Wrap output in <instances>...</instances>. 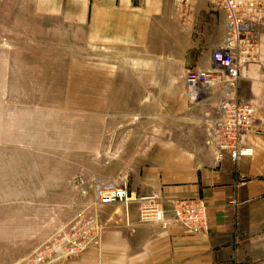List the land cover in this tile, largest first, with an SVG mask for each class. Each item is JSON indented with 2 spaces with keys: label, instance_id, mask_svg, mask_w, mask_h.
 I'll return each instance as SVG.
<instances>
[{
  "label": "crops",
  "instance_id": "0c3cea01",
  "mask_svg": "<svg viewBox=\"0 0 264 264\" xmlns=\"http://www.w3.org/2000/svg\"><path fill=\"white\" fill-rule=\"evenodd\" d=\"M52 1L54 16L70 28H85L93 43L116 55L115 73L91 78L100 80L101 88L111 80V90L118 97H148L156 104V97L173 96L176 104L180 102L160 117L157 106L150 103L119 107L118 127L122 124L125 129L131 123L133 129L148 130L147 135L122 137V144L148 148L133 149L135 163L126 178L116 180L118 173L103 177L114 185L125 180L132 197L158 196L165 210L164 224L140 220L136 201L127 207L120 203L99 206L98 238L72 255L65 256L58 249L53 264H264V32L256 59L241 69L237 86L238 98L255 108L254 127L259 133L247 138L253 154L235 164L228 152L218 150L214 135L220 124L217 106L229 94V87L217 84L193 103L186 101L185 91L181 95L172 89L173 81H178L177 69L214 66L211 53L205 50L225 40L223 12L208 0ZM172 28H185L183 43L174 44L179 56L157 55L158 48L167 46ZM202 28H215L216 33L206 40ZM200 49L204 55L196 52ZM181 55L186 57L181 59ZM158 118L163 119V126L158 127ZM119 155V160H126L124 149ZM95 187L84 186L87 198L80 196L82 186L73 188L76 211L62 222L55 220L52 240L63 228L68 230L92 215ZM192 198L206 203L205 233L182 227L171 214L174 202ZM81 207L83 214L77 211Z\"/></svg>",
  "mask_w": 264,
  "mask_h": 264
},
{
  "label": "rangeland",
  "instance_id": "374dc122",
  "mask_svg": "<svg viewBox=\"0 0 264 264\" xmlns=\"http://www.w3.org/2000/svg\"><path fill=\"white\" fill-rule=\"evenodd\" d=\"M53 3L0 0V264H34L38 249L51 240L55 220L76 211L73 188L82 186L80 196L86 197L84 186L107 181L105 176L126 178L134 151L148 146L123 145L122 137L148 130L131 123L118 127L119 107L150 103L160 117L180 104L173 96L156 97V104L148 97H118L111 80L101 88L91 78L115 73L116 55L93 43L85 28H70L54 16ZM184 29L172 28L157 55L179 56L174 44L183 43ZM204 29L206 40L216 33ZM187 72H174L173 92L183 95ZM157 120L158 127L164 125ZM123 149L125 161L118 157Z\"/></svg>",
  "mask_w": 264,
  "mask_h": 264
},
{
  "label": "built area",
  "instance_id": "2783aa9c",
  "mask_svg": "<svg viewBox=\"0 0 264 264\" xmlns=\"http://www.w3.org/2000/svg\"><path fill=\"white\" fill-rule=\"evenodd\" d=\"M208 1L223 12L226 37L211 53L214 65L211 69L187 72L185 95L193 103L209 94L217 84L229 87V94L217 106L220 124L215 133V142L218 150L228 152L231 161L236 164L242 157L253 154L247 138L253 133H259L254 127L255 108L238 98L237 86L241 69L256 59L259 36L264 32V0ZM132 201L138 203L140 220L164 224L165 210L158 196L132 197L126 183L114 185L101 180L96 183L92 215L81 223L73 224L68 230L63 228L55 240L43 244L36 253L34 264H53L60 248L65 251V256L77 253L87 241L98 238L96 210L99 206L120 203L127 207ZM206 210V203L201 198L179 200L171 206L174 221L195 233L207 232Z\"/></svg>",
  "mask_w": 264,
  "mask_h": 264
}]
</instances>
